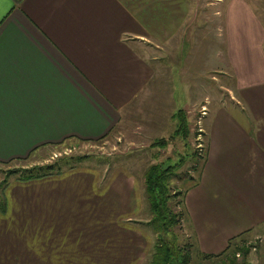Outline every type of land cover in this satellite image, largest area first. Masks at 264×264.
Segmentation results:
<instances>
[{
	"label": "crops",
	"instance_id": "0c3cea01",
	"mask_svg": "<svg viewBox=\"0 0 264 264\" xmlns=\"http://www.w3.org/2000/svg\"><path fill=\"white\" fill-rule=\"evenodd\" d=\"M257 1L229 0L224 10V0L210 1L225 20L218 72L231 83L219 101L226 109L204 122L203 184L183 195L180 209L190 249L206 254L228 246L253 204L264 205ZM191 12V0H0V167L107 136L154 87L160 55H168L171 73L174 55H186ZM69 170L41 178L39 191L50 194H0V264H142L153 236L141 194H57Z\"/></svg>",
	"mask_w": 264,
	"mask_h": 264
},
{
	"label": "rangeland",
	"instance_id": "374dc122",
	"mask_svg": "<svg viewBox=\"0 0 264 264\" xmlns=\"http://www.w3.org/2000/svg\"><path fill=\"white\" fill-rule=\"evenodd\" d=\"M210 1L201 0L200 7L204 6L202 8L204 12L199 13L197 0H191L193 13L191 12L189 20L194 15L195 17L188 28V34L191 36L186 39L188 52L186 55H174V64L170 67L173 68L172 73L167 67L168 55H160V77L154 79L152 83L154 87L151 88V85L148 87L143 103L138 99L132 103L126 118L114 130L98 140L67 141L59 146L42 149L23 162L1 166L0 194H11V189L24 194H50L52 191H39L44 175L24 179L19 174L9 175L7 171L33 164L56 162L57 166L62 167L60 173L70 169L67 173L69 177L65 175L57 182V194H141L144 204L142 215L145 221L147 218L150 219L145 189L147 169L159 161L175 164L182 160L167 185V194H171L168 204L174 212H180L184 207L183 195L203 184L204 178H200L199 170L200 163L205 157L204 122L206 124V120L212 117L214 111L226 109L227 104H221L219 101L228 98L224 87L231 83L230 76L218 72L223 59L219 52L225 40V31H221L220 27L225 20L222 15L218 17L213 15L212 11L218 7L210 4ZM228 2L229 0H224L219 8L224 10ZM254 6L264 21V0H258ZM204 21L206 22L203 24ZM201 28L204 30L203 33H200ZM167 79H171L170 86L166 85ZM231 104L228 103V110H231ZM203 105L205 114L209 110L206 116L200 111ZM178 109H182L187 118L189 131L186 137L174 133L177 121L173 114ZM199 127L202 128V132L197 141ZM161 139L166 141L165 146L158 143ZM199 142L201 146L198 148ZM56 173L59 172L53 171L48 174ZM250 214V219L244 218L241 221L242 227L246 228L238 232L234 239L235 241L243 239L246 246L250 245L246 257L249 264H264V205L253 204ZM181 222L184 230L188 229L184 211ZM144 225L146 231L153 236L155 244L156 232L152 225L150 223ZM180 225L181 223L172 229L170 232L172 235L169 233L168 238L177 246L189 245L190 240ZM224 247L217 248L214 254L224 251L227 246ZM192 248L204 253L195 245ZM195 250L189 249L192 254L190 264L213 263L211 259L201 257ZM150 257L151 250L146 254L142 264H149ZM236 258L239 261L242 255L239 253Z\"/></svg>",
	"mask_w": 264,
	"mask_h": 264
},
{
	"label": "trees",
	"instance_id": "16d2710c",
	"mask_svg": "<svg viewBox=\"0 0 264 264\" xmlns=\"http://www.w3.org/2000/svg\"><path fill=\"white\" fill-rule=\"evenodd\" d=\"M173 117L177 121L174 133L186 137L189 130L185 112L182 109H178L173 114ZM158 143L162 146L166 145L164 139H161ZM77 157L81 158L83 156H76V158ZM180 161L182 160H179V162L175 164H167L165 161L153 163L145 173V189L150 209V219L147 224L150 223L156 232L155 244L152 245L149 264H190L191 262L192 254L189 251L190 246L187 244L177 246L172 239L168 238V234L172 232V229L177 226V224L181 223L182 218L181 212H174L169 206L168 201L171 194H167L169 179L180 167ZM55 163L56 162L52 164L32 165L25 168H12L9 169L7 173L9 175L19 174V176L24 179L40 177L53 171H60L62 167L57 166ZM171 235L170 233V236ZM249 249L250 245L246 246L243 239L235 241V239L232 238L226 249L221 253L206 254L199 252V255L205 259H211L213 262L212 264H249L246 258ZM236 253L242 255L241 260H237Z\"/></svg>",
	"mask_w": 264,
	"mask_h": 264
},
{
	"label": "built area",
	"instance_id": "2783aa9c",
	"mask_svg": "<svg viewBox=\"0 0 264 264\" xmlns=\"http://www.w3.org/2000/svg\"><path fill=\"white\" fill-rule=\"evenodd\" d=\"M200 111H201V114L204 115V114H205V107L202 106ZM199 123H200V122H199ZM199 126H200V125H199ZM201 132H202V128L199 127V128H198V133H197V136H196L197 141L200 139V136H201L200 133H201ZM200 146H201V144H200V142H199V145H197V147L199 148ZM260 241H262V239H261ZM253 249L255 250V246H253ZM236 255L239 256V253H236Z\"/></svg>",
	"mask_w": 264,
	"mask_h": 264
}]
</instances>
